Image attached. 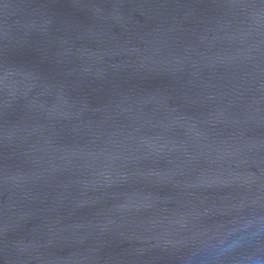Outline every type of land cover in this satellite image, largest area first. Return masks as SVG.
<instances>
[{"label":"water","instance_id":"water-1","mask_svg":"<svg viewBox=\"0 0 264 264\" xmlns=\"http://www.w3.org/2000/svg\"><path fill=\"white\" fill-rule=\"evenodd\" d=\"M0 264H264V0H0Z\"/></svg>","mask_w":264,"mask_h":264}]
</instances>
